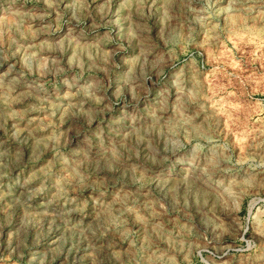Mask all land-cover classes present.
<instances>
[{"label": "clouds", "instance_id": "clouds-1", "mask_svg": "<svg viewBox=\"0 0 264 264\" xmlns=\"http://www.w3.org/2000/svg\"><path fill=\"white\" fill-rule=\"evenodd\" d=\"M0 264H264V0H0Z\"/></svg>", "mask_w": 264, "mask_h": 264}]
</instances>
